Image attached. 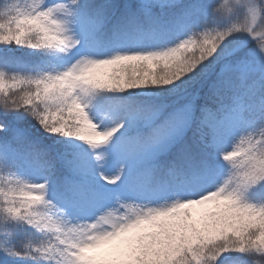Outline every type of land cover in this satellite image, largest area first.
Segmentation results:
<instances>
[{
  "label": "snow or ice",
  "instance_id": "snow-or-ice-1",
  "mask_svg": "<svg viewBox=\"0 0 264 264\" xmlns=\"http://www.w3.org/2000/svg\"><path fill=\"white\" fill-rule=\"evenodd\" d=\"M0 264H264V0H0Z\"/></svg>",
  "mask_w": 264,
  "mask_h": 264
}]
</instances>
